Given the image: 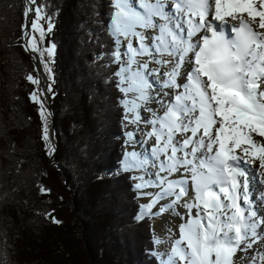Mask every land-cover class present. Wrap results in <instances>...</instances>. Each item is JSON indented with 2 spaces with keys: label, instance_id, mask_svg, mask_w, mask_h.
I'll list each match as a JSON object with an SVG mask.
<instances>
[{
  "label": "snow or ice",
  "instance_id": "6c2138e0",
  "mask_svg": "<svg viewBox=\"0 0 264 264\" xmlns=\"http://www.w3.org/2000/svg\"><path fill=\"white\" fill-rule=\"evenodd\" d=\"M114 8L111 56L114 63L123 61L114 73L119 78L116 86L124 94L123 119L138 125L143 105L155 102L164 108L160 116L147 109L153 117L144 119L151 125L146 137L155 139L148 147L158 168L153 186L162 189L156 200L172 197L156 214L175 210L189 195V181L194 191L193 198L182 205L187 220L176 212L184 222L178 225L179 238L164 264H264V255L252 257L254 245L264 239V232L258 231L264 219L249 208V173L242 167L258 161L264 170V0H114ZM42 12L37 0H29L25 16L33 13L34 19L23 25L26 50L39 51L33 33L43 40L53 30L51 17L46 27L40 23L45 18ZM230 34L234 36L229 38ZM55 50L54 42L44 49L53 58L44 64L53 81L49 63L55 62ZM144 56L149 59H138ZM150 64L172 66L162 71ZM27 79L39 85L31 74ZM47 91H52L51 84ZM130 93H136V98H128ZM41 97L37 90L30 92L45 121L43 140L48 142ZM127 135L137 139L134 131ZM178 135L183 137L179 141ZM48 147L52 155L56 149ZM201 152L204 155L198 156ZM137 155L138 150H133L123 158L124 170L133 167L129 159ZM146 163L145 159L134 166ZM176 173L180 178L171 179ZM146 186L135 185L137 189ZM41 192L50 189L42 187Z\"/></svg>",
  "mask_w": 264,
  "mask_h": 264
},
{
  "label": "trees",
  "instance_id": "16d2710c",
  "mask_svg": "<svg viewBox=\"0 0 264 264\" xmlns=\"http://www.w3.org/2000/svg\"><path fill=\"white\" fill-rule=\"evenodd\" d=\"M37 3L40 23L54 25L44 42L56 44L49 79L58 147L51 157L30 99L39 85L27 79L38 74L21 43L28 1L0 0V264H159L152 218L140 216L134 173L124 170L114 0Z\"/></svg>",
  "mask_w": 264,
  "mask_h": 264
},
{
  "label": "rangeland",
  "instance_id": "374dc122",
  "mask_svg": "<svg viewBox=\"0 0 264 264\" xmlns=\"http://www.w3.org/2000/svg\"><path fill=\"white\" fill-rule=\"evenodd\" d=\"M31 18H32V15H30V20H31ZM33 35H35V37H36L37 47L39 49V51H36V53L39 55V59L41 57L39 64L42 65V69L45 72V76H46V83L43 84L42 81H41V84L39 83V91L37 92V94L38 95L42 94L41 98L43 100L44 107H45L46 124L48 127V136H49L48 143L51 144L52 147H54V142H53V138H52V131H51V129H52L51 128L52 118L50 121L51 113H50V109L48 106V100H49L50 94L48 93V91L45 90V88H47V86L50 84V82H49L50 76H49V73L44 69V64L46 62H49L53 58L50 57L46 51H44V49L46 48L45 42H44L45 38L43 40H41L38 32L33 33ZM125 43H126V41H125ZM134 44H135V42H134ZM121 50L123 51V48ZM41 51H43V56H41ZM36 57H35V59H36ZM166 57H169V56H166ZM138 59H140L141 61H144V60H148L149 58L147 56H144V57H138ZM123 60H126V57H124ZM36 64H38V63H36ZM168 65L171 66L170 64H168ZM124 66H126V65H124ZM157 66L160 67L162 71H164L163 69L167 65H163V66L157 65ZM49 67H51V63H49ZM35 68H36V71L38 72V74L41 75L40 69H38L37 67H35ZM40 86H41V93H40ZM124 86L127 87L128 85L125 84ZM151 91L152 90H150V95L152 94ZM165 91L170 92L167 89H165ZM171 92L173 93V90H171ZM136 96H137L136 93H130L128 98L135 99ZM164 99H165V101H167V97H165ZM149 108L154 109L155 114L158 116L162 115V112L164 111V108L160 107V105L155 103V102H150L148 104L143 105V107H141V109H140V113H141V117H142L141 122L138 125H132V124H129L128 121L126 120V124H125L126 133L123 136V138L125 139L127 148H128L127 153H129L133 150H138L137 157L135 159L130 158L129 163L133 165V167L131 169L134 172V179H135L136 184L144 183L145 185H148L144 188L138 189V190H140V199H141L142 203H144V204H145V202H148V203L151 202L150 199L152 198V191L150 189L153 188L154 187L153 185L155 184V179H154L153 174L158 172V168L153 166V164L156 162L154 160H150V157L148 156V152H149L148 146L155 144L154 138L148 139L146 137V132L148 130H150L151 125L144 123V119H151L153 117V112L147 110ZM156 112H159V114ZM129 131H134L137 139L129 138L127 135V133ZM257 139H259V138L257 137ZM137 140L143 141V144L137 143ZM177 140H181L180 137H178ZM145 157H146V160L148 158L147 163L141 168H136L134 165L137 162H141V161L145 160L144 159ZM141 176L144 177L143 181L139 179V177H141ZM175 177H177V176H175ZM252 180H253V183L255 185H256V181H258V183H260V189L262 191H264V189H263L264 188V181H262L261 176H259L258 174H255V176H253ZM159 188L160 187L155 186V189H159ZM148 191H150V194ZM255 192H256V190H255ZM65 194L67 195L66 191H65ZM261 194H262V192H261ZM169 198L170 197H168V199H166V200H170ZM65 199H66V197H65ZM164 200L165 199H159L157 204L155 205V207L145 209V212H147V214H150L152 216V219H153L154 234H155V240L157 243V247H156L155 252H156L158 258L160 259V264H164V259H165L164 257L167 258V256L171 255V249L174 246V242H175L176 238L178 237L177 228H174V230H172L170 225L171 226L173 225L172 227H176V225L180 224L177 220L170 219V214H173L174 210L170 209V210L164 211L165 213L163 212L162 214H156V213H158V210L161 208L163 203L166 201V200L165 201ZM65 202H66L64 205L65 209L67 208V205L71 206V208H72V197L70 199V196H68ZM67 221H68V218H67ZM168 224H170V225H168ZM259 250L262 253L263 247H260ZM253 254L254 253H252V256H253ZM259 256H261V255H259ZM5 260L7 261L6 258H5Z\"/></svg>",
  "mask_w": 264,
  "mask_h": 264
},
{
  "label": "bare ground",
  "instance_id": "6f19581e",
  "mask_svg": "<svg viewBox=\"0 0 264 264\" xmlns=\"http://www.w3.org/2000/svg\"><path fill=\"white\" fill-rule=\"evenodd\" d=\"M230 19V18H229ZM245 19H247V16H246V14H245ZM195 39H198V37H196V38H194V40ZM28 41V40H27ZM34 58H35V56H34ZM164 59H166V60H171L172 59V57H164ZM36 60H38V61H40V59H39V57L37 56L36 57ZM171 65V64H170ZM150 66L152 67V66H156V67H158L157 65H152V64H150ZM172 66V65H171ZM171 66H169V65H167V66H165V68L163 69L164 71H166V70H168V69H170L171 68ZM44 74H45V72H44ZM182 75H183V73H182ZM44 81H45V78H44ZM48 84V83H47ZM168 91H170L171 92V89H167ZM153 91V90H152ZM151 91V92H152ZM173 93L175 94V92H174V90H173ZM167 100H168V98H167ZM164 112V111H163ZM163 112H162V115H163ZM156 113H158L159 114V112H156ZM158 116V115H157ZM178 137H180L179 135L177 136V138ZM179 141V140H178ZM154 142H155V139H154ZM148 156L150 157V160H153L152 158H151V156H150V151L148 152ZM161 159H164L163 157L161 158ZM242 167H244L246 170H247V172L249 173V176H248V179H249V185H248V192H249V195H251V198L252 199H254V203L253 204H250L249 203V208L252 210V211H256L257 212V218H259V219H264V191H262L261 189H260V183H258V181H256V185L253 183V180H252V178H253V176H255V174H258L259 176H261V178H262V181H264L263 179H264V170H260L259 169V162L257 161L255 164H253V165H242ZM163 175H167L166 173H163ZM175 176H177V177H175ZM180 176H181V174L180 173H176V174H174L172 177H170L171 179H177V178H180ZM255 182V181H254ZM188 188H189V195L187 196V197H185V198H183L182 200H181V202H180V205H178L177 207H176V209L174 210V213L173 214H170V219H174V220H177L179 223H182V222H184L183 220H181V217L180 216H178V215H176V212L178 211V212H180L183 216H184V220H187V210L186 209H184L183 207H182V205H183V203L185 202V201H187V200H191L192 198H193V195H194V191H193V189H192V184H191V182L188 184ZM149 189V188H148ZM151 191H152V199L154 198V197H156L157 196V194L159 193V192H161V187L159 188V189H155V186L153 187V188H151L150 189ZM255 190H256V192H255ZM149 192V194H150V191H148ZM261 192H262V194H261ZM259 194V195H258ZM151 198V197H150ZM170 200L172 199V197H170L169 198ZM170 200H166L164 203H163V205H166L167 203H169V201ZM259 203V204H258ZM241 204H242V206H243V202L241 201ZM165 213V212H164ZM193 215H195V210H193ZM169 218V217H168ZM168 225H170V224H168ZM173 226V225H172ZM171 225H170V227L172 228V230H174V228H177V233H178V237L176 238V239H178L179 238V230H178V225H176V227H172ZM258 231H260V232H264V227H263V230H262V227L261 228H259L258 229ZM260 247H263V250H264V239H261L260 241H259V243H256L255 245H254V248H253V250H251V252L252 253H254L253 254V260H255V258L257 257V256H259V255H264V251L261 253L260 252ZM237 256H239L240 255V253L239 252H237V254H236ZM248 257V254L246 253L245 254V259ZM165 259H164V261L166 260V257H164Z\"/></svg>",
  "mask_w": 264,
  "mask_h": 264
},
{
  "label": "water",
  "instance_id": "95a60500",
  "mask_svg": "<svg viewBox=\"0 0 264 264\" xmlns=\"http://www.w3.org/2000/svg\"><path fill=\"white\" fill-rule=\"evenodd\" d=\"M28 5H29V3H28ZM31 14L32 13L29 14V18H30V15ZM29 18L27 20V23L28 24H30ZM26 43H27V38L24 36V33H23V36H22V46H23L24 50L31 56L33 62L35 63V67H37L38 69H40L41 75H39V77H40L42 83L44 84V83H46V76L44 74V71L42 69L41 64H39V61L34 58V56L36 57V56H38V54L35 51L26 50L25 49V44ZM36 63H38V64H36ZM44 78H45V81H44ZM45 90L47 91V88H45ZM48 106H49L50 113H51V118H52V122H51V128L52 129H51V131H52V138H53V142H54V148L57 150V147H58L57 146V135H56V131H55V128H54V113H53V109L51 107V99H50V97H49V100H48ZM55 152L53 153L52 157L54 156Z\"/></svg>",
  "mask_w": 264,
  "mask_h": 264
}]
</instances>
